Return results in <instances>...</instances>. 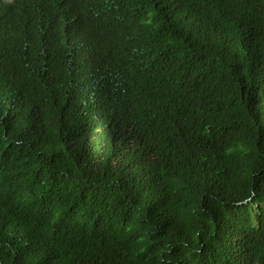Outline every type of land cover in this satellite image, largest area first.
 Wrapping results in <instances>:
<instances>
[{"label": "trees", "instance_id": "trees-1", "mask_svg": "<svg viewBox=\"0 0 264 264\" xmlns=\"http://www.w3.org/2000/svg\"><path fill=\"white\" fill-rule=\"evenodd\" d=\"M32 1L0 0V264H264V0Z\"/></svg>", "mask_w": 264, "mask_h": 264}, {"label": "clouds", "instance_id": "clouds-1", "mask_svg": "<svg viewBox=\"0 0 264 264\" xmlns=\"http://www.w3.org/2000/svg\"><path fill=\"white\" fill-rule=\"evenodd\" d=\"M10 2L11 0H3V2ZM18 3V6L15 7V9H21L22 10V15H19L17 13V11L15 10H8V12L14 16L17 19H21V20H25V15L31 19L34 15V11L36 9V5L32 0H16ZM112 106H107V112H108V116H106V124L107 126L110 124V122L108 123V119L111 117V120H114L116 118V116H112L114 113L112 112V109L115 110V113L118 114L119 117H121V113H122V109H120V105L118 102L116 101H111ZM117 116V117H118ZM114 117V118H112ZM116 124H118V120L115 122ZM112 124V123H111ZM110 124V125H111ZM117 126V125H116Z\"/></svg>", "mask_w": 264, "mask_h": 264}, {"label": "rangeland", "instance_id": "rangeland-1", "mask_svg": "<svg viewBox=\"0 0 264 264\" xmlns=\"http://www.w3.org/2000/svg\"><path fill=\"white\" fill-rule=\"evenodd\" d=\"M112 118H114V117H112ZM118 120V123H120V121H121V117H116L114 120H112L113 121V123L111 124V129H113L114 127H116V121ZM69 146V145H68Z\"/></svg>", "mask_w": 264, "mask_h": 264}]
</instances>
